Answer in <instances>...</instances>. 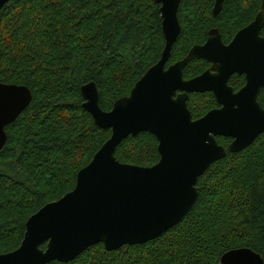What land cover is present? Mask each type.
Instances as JSON below:
<instances>
[{"label": "trees", "instance_id": "1", "mask_svg": "<svg viewBox=\"0 0 264 264\" xmlns=\"http://www.w3.org/2000/svg\"><path fill=\"white\" fill-rule=\"evenodd\" d=\"M213 2L181 0V31L170 64L202 43L209 28L228 41L260 5L225 0L212 16ZM163 46L153 0H11L3 7L0 83L26 86L32 100L5 128L0 150V254L19 247L26 220L70 192L77 172L110 137L82 108L81 86L94 82L99 107L109 111L159 59ZM206 66L194 60L183 75L193 77ZM241 80L235 77L231 85ZM259 100L264 105V90ZM188 104L193 118L216 106L210 94L192 96ZM115 157L150 167L159 160L157 140L148 132L129 136ZM196 186L191 210L158 238L112 252L97 244L69 263L49 264H220L222 254L237 248H249L264 261V133L211 164Z\"/></svg>", "mask_w": 264, "mask_h": 264}, {"label": "water", "instance_id": "2", "mask_svg": "<svg viewBox=\"0 0 264 264\" xmlns=\"http://www.w3.org/2000/svg\"><path fill=\"white\" fill-rule=\"evenodd\" d=\"M10 1L0 0V11ZM153 1L159 5L164 39L158 61L109 111L99 107L94 82L81 86L82 108L96 127L110 130V137L77 172L70 192L26 220L19 247L0 254V264L69 263L97 244L107 252L146 244L191 210L198 197L197 180L211 164L227 153L240 152L264 133V109L256 101L264 87V37L259 36L264 27V0L254 21L229 45H223L219 33L212 30L204 45L192 47L167 69L180 34L177 14L181 0ZM223 1L216 0L214 14ZM193 59L207 60L212 66L199 77L184 81L182 71ZM233 73L246 77L245 87L236 93L227 85ZM193 92H212L220 109L192 120L186 100ZM31 100L32 92L26 86L0 83V150L7 139L5 128ZM142 132L157 140L158 162L144 167L117 160L119 144ZM216 136L233 141L224 149ZM219 262L264 264L249 248L229 250Z\"/></svg>", "mask_w": 264, "mask_h": 264}, {"label": "flooded vegetation", "instance_id": "3", "mask_svg": "<svg viewBox=\"0 0 264 264\" xmlns=\"http://www.w3.org/2000/svg\"><path fill=\"white\" fill-rule=\"evenodd\" d=\"M224 1H225V0H224ZM224 1H223V3H224ZM215 2H216V0H214L213 5H212V8H211V15H212V16H217V15L219 14V12L221 11L222 6H223V3H222V5H221L219 11H218L217 13L214 14V13H213V10H214V6H215ZM180 3H181V2H180ZM179 6H180V5H179ZM260 6H261V0H260L259 8H258V10H257V12H256V14H255V16L253 17V19H252L250 22H248L247 24H245L244 26H242L241 28H239L238 30H236V31L231 35V37H230V39H229L228 41H224V40H223L222 35H221V33H220V31H219L218 28L212 27V28H209V29L206 31V35H205V39H204V41H203L202 43H200V44H194L193 46H191V48L194 47V46H196V45H204L205 42H206V40H207V38H208V34H209V32H211L212 30H216V31L219 33L223 45H225V46L229 45V44L231 43V41L233 40V38L236 36V34H237L239 31H241L242 29H244L245 27H247L250 23H252V22L254 21L255 17L257 16V14H258V12H259V10H260ZM177 16H178V14H177ZM160 19H161V18H160ZM178 22H179V19H178ZM179 25H180V23H179ZM180 31H181V26H180ZM162 35H163V34H162ZM259 36H260V37H264V27L260 30V32H259ZM191 48H189V50H190ZM189 50H188V52H189ZM188 52L186 53V55L188 54ZM186 55L183 56L180 60H182L184 57H186ZM159 57H160V56H159ZM180 60H177L176 62H178V61H180ZM194 60L204 61V62L207 64V66H206V68H205L201 73H199L198 75H195V76L190 77V78H185L184 75H183L184 69L188 66V64H189L190 62H192V61H194ZM157 61H158V60H157ZM157 61H156V62H157ZM192 61H190V62L184 67V69H183V71H182V78H183L184 81H189V80H192V79H195V78L199 77V76L202 75L204 72L208 71V70L211 68V66H212V64H211L210 62H208L207 60H203V59H193ZM156 62H155V63H156ZM176 62H173V63L170 64V63H169V60H168L167 63H166V65H165V69H167L170 65H172V64H174V63H176ZM155 63H154V64H155ZM152 65H153V64H152ZM152 65H151V66H152ZM149 67H150V66H149ZM149 67H148V68H149ZM148 68H147V69H148ZM211 72H212V71H211ZM143 74H144V73H143ZM235 77H237V78H241V79H242V80L239 82V84H238L237 87H234V86L231 85V83L234 81V78H235ZM134 84H135V83H134ZM227 85H228L229 88L232 89V91H233L234 93H236V92H238L239 90H241L243 87H245V85H246V77H245L244 74L233 73L232 75L229 76V78H228V80H227ZM133 86H134V85H133ZM131 89H132V88H131ZM263 90H264V87L260 88L259 91H258V93H257V97H256V101H257L258 105L261 107V109H264V105L261 104V102H260L259 99H260L261 91H263ZM177 94H178V92H177ZM203 94H205V95L210 94V95L213 97L216 106L213 107V108H211L210 110H208V111H207L206 113H204L203 115H201V116H199V117H196V118H193V116H192V114H191V111H190V109H189V104H188V103H189V101H190V99H191L192 96H195V95H203ZM186 105H187V109H188V111H189L190 114H191V118H192V120L200 119V118H202L203 116H205L208 112L213 111V110H218V109H220V107H221V106L217 103V101H216V99H215V97H214V95H213L212 92H203V93H200V92H193V93H188V94H187ZM262 134H263V133H262ZM260 135H261V134H260ZM260 135H259V136H260ZM215 139H216L218 145L221 146V147H223L224 149H227L228 146H229V145L232 143V141H233L231 138H229V137H223V136H216ZM218 139H219L220 141H221L222 139H224V140H228V143L225 144V145H222V144L219 143ZM252 143H253V142H252ZM252 143H251V144H252ZM251 144H250V145H251ZM246 148H247V147H246ZM227 154H228V153H227Z\"/></svg>", "mask_w": 264, "mask_h": 264}]
</instances>
